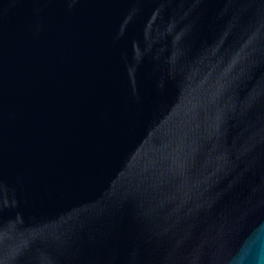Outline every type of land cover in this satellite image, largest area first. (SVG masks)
Wrapping results in <instances>:
<instances>
[{
  "label": "water",
  "instance_id": "1",
  "mask_svg": "<svg viewBox=\"0 0 264 264\" xmlns=\"http://www.w3.org/2000/svg\"><path fill=\"white\" fill-rule=\"evenodd\" d=\"M0 264H264V0H0Z\"/></svg>",
  "mask_w": 264,
  "mask_h": 264
}]
</instances>
